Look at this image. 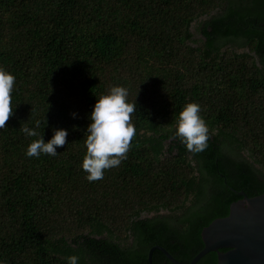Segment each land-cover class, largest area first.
<instances>
[{
  "label": "trees",
  "instance_id": "trees-1",
  "mask_svg": "<svg viewBox=\"0 0 264 264\" xmlns=\"http://www.w3.org/2000/svg\"><path fill=\"white\" fill-rule=\"evenodd\" d=\"M219 3L0 0V67L16 77L13 116L0 129V264H67L71 255L78 264H149L154 244L188 263L202 227L225 216L238 191L264 192V29L250 28L258 16L264 26V10L203 21L205 39L193 46L192 21ZM231 41L250 52L222 49ZM113 86L136 103V137L118 167L89 182L81 164L90 114ZM190 102L210 135L197 154L169 131ZM24 126L45 142L66 130L67 143L55 156L28 157L40 137ZM160 208L185 209L141 216ZM130 235L133 244L120 246ZM151 264L173 263L154 249ZM195 264H216L215 252Z\"/></svg>",
  "mask_w": 264,
  "mask_h": 264
},
{
  "label": "clouds",
  "instance_id": "clouds-1",
  "mask_svg": "<svg viewBox=\"0 0 264 264\" xmlns=\"http://www.w3.org/2000/svg\"><path fill=\"white\" fill-rule=\"evenodd\" d=\"M15 83L16 77L0 67V129L6 128L13 116L12 93ZM128 95L127 88L113 86L107 94L96 100L84 139L86 154L81 164L89 182L102 180L105 170L118 167L131 150L132 141L136 137L132 115L137 106L128 101ZM200 113L198 103L185 104L174 128L169 129L172 132L171 138L178 139L193 154L206 150L210 139L209 128ZM72 115L75 118L76 114ZM39 127L40 121H36L35 128ZM35 128L24 126L20 129L28 137H40L27 146L28 157H39L41 154L55 156L57 148L67 143L66 130H54L52 138L45 142ZM78 259L76 255L66 257L67 264H78Z\"/></svg>",
  "mask_w": 264,
  "mask_h": 264
},
{
  "label": "water",
  "instance_id": "water-1",
  "mask_svg": "<svg viewBox=\"0 0 264 264\" xmlns=\"http://www.w3.org/2000/svg\"><path fill=\"white\" fill-rule=\"evenodd\" d=\"M232 201L228 213L216 217L200 231L202 248L188 263L175 259L160 245L151 246L147 259L151 264L154 249L160 250L173 264H195L204 254L213 251L216 264H264V192Z\"/></svg>",
  "mask_w": 264,
  "mask_h": 264
},
{
  "label": "flooded vegetation",
  "instance_id": "flooded-vegetation-1",
  "mask_svg": "<svg viewBox=\"0 0 264 264\" xmlns=\"http://www.w3.org/2000/svg\"><path fill=\"white\" fill-rule=\"evenodd\" d=\"M235 5H238V6H235ZM253 5H254V0H220V3L217 6H215L208 14L201 15L197 20L192 21V23H194L193 29H191L192 25L190 27V30L193 33L192 39L194 40L192 45L193 46H198L200 44V42H201V39H202V41L205 39V37L201 33V29H202V26H203V24H202L203 21L212 22L215 18L223 17V15H225L230 10H235L237 8L238 9H242L244 11H250V13L253 12V13H259V14L262 13V10H264V4L261 5V6L260 5L259 6H256V5L253 6ZM255 19H256L255 26H251L250 28L251 29H256V31L264 29L263 21L260 18V16L256 17ZM208 30H211L210 26L208 27ZM239 44H241V43L238 42V41H231V42L227 43L222 49L230 47V48H233V49H237L238 52L249 51V48H248V46L246 44H244L242 46L239 45ZM169 147H170V144H168V143L165 144L164 147L162 148V152L164 154L169 153L168 152L169 151L168 150ZM191 199H192V197L190 195L189 198H188L189 201L186 202L185 206H189L190 205V203H191L190 200ZM184 209L185 208H183V209H181V210H179L177 212H173V211H170V210H168L166 208H160L156 212H154V211L142 212L141 216H153V215L157 214V215H160L161 217H171L172 215L180 214V212L182 210H184ZM132 244H133V240H132V236L131 235L126 240H121L120 243H119L120 246H124V245L125 246L126 245L127 246H131ZM154 245H159V244H154Z\"/></svg>",
  "mask_w": 264,
  "mask_h": 264
},
{
  "label": "rangeland",
  "instance_id": "rangeland-1",
  "mask_svg": "<svg viewBox=\"0 0 264 264\" xmlns=\"http://www.w3.org/2000/svg\"><path fill=\"white\" fill-rule=\"evenodd\" d=\"M191 25H192V28H191V29H193V25H194V23H192Z\"/></svg>",
  "mask_w": 264,
  "mask_h": 264
}]
</instances>
